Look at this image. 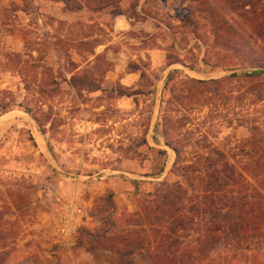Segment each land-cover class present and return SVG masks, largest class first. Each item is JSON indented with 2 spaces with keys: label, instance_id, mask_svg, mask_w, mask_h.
I'll return each instance as SVG.
<instances>
[{
  "label": "rangeland",
  "instance_id": "rangeland-1",
  "mask_svg": "<svg viewBox=\"0 0 264 264\" xmlns=\"http://www.w3.org/2000/svg\"><path fill=\"white\" fill-rule=\"evenodd\" d=\"M178 184L236 217L212 264H264V0H0V264H154L117 229Z\"/></svg>",
  "mask_w": 264,
  "mask_h": 264
},
{
  "label": "trees",
  "instance_id": "trees-1",
  "mask_svg": "<svg viewBox=\"0 0 264 264\" xmlns=\"http://www.w3.org/2000/svg\"><path fill=\"white\" fill-rule=\"evenodd\" d=\"M133 70L138 71V67L135 66ZM130 88L122 86V94L131 96L133 93L128 91ZM152 196L154 199L150 203L146 201L143 206L144 220L141 221V218L131 221L140 228L129 231L117 229L119 240H116L114 251L120 255L122 263L125 262V250H130L131 253L146 252L154 264H212L206 246L224 233L225 237H231L234 234L232 231L240 230L233 224L236 217L231 212L222 221L226 227L213 221V215L211 224L207 228L202 227L194 220L193 214L199 208L196 197L189 195L181 184L168 186ZM108 198L113 203L111 195ZM191 204L192 210H188L187 207ZM194 233L197 237L189 241Z\"/></svg>",
  "mask_w": 264,
  "mask_h": 264
},
{
  "label": "crops",
  "instance_id": "crops-1",
  "mask_svg": "<svg viewBox=\"0 0 264 264\" xmlns=\"http://www.w3.org/2000/svg\"><path fill=\"white\" fill-rule=\"evenodd\" d=\"M176 63H180V62H176ZM173 65H175L174 63L172 64L171 67H173ZM188 68V67H187ZM188 69H191V68H188ZM140 75L138 72L136 71H132V72H128V73H125L121 78H120V82L122 83V85L124 86H128V87H132V88H138L139 84H140V79H139ZM136 90V89H135ZM154 139H150L148 138L147 139V142H142L143 145H152ZM126 161H130L132 162V164H137L140 166L141 169H139V172L136 171V172H131V171H126L125 169H122L124 171H120L122 173H127V174H131L132 176L130 178H119V176L117 177V175H115L114 178H110L109 181H107L106 184L107 186L109 187H112V188H116L114 189L115 190V197L118 198L119 195L120 196H124V194H126V196L132 194V191L135 189H137V187H153V185H155V183L149 181L147 179V181H142L144 180V176L141 175L140 172H143L142 170H145V167L147 166V162L145 161H142L140 159V157H134V158H131L130 160H126ZM124 166L127 165V163H123ZM112 176V175H111ZM137 178H140V179H137ZM118 188H119V191H118ZM124 190V193H122V191ZM131 195V196H132Z\"/></svg>",
  "mask_w": 264,
  "mask_h": 264
},
{
  "label": "water",
  "instance_id": "water-1",
  "mask_svg": "<svg viewBox=\"0 0 264 264\" xmlns=\"http://www.w3.org/2000/svg\"><path fill=\"white\" fill-rule=\"evenodd\" d=\"M163 1H166V0H163Z\"/></svg>",
  "mask_w": 264,
  "mask_h": 264
}]
</instances>
